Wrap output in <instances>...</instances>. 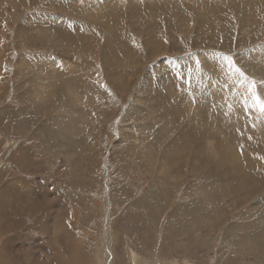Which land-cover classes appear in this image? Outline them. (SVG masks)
Segmentation results:
<instances>
[{
	"label": "rangeland",
	"instance_id": "374dc122",
	"mask_svg": "<svg viewBox=\"0 0 264 264\" xmlns=\"http://www.w3.org/2000/svg\"><path fill=\"white\" fill-rule=\"evenodd\" d=\"M69 1L0 0V123L6 118L16 134L27 121L37 136L28 144L19 138L26 145L21 153L9 144L10 158L18 161L1 158L0 142V178L4 164L15 187L11 194L26 195L10 198L11 205L25 206L26 218L9 219L6 240L0 233L3 264H61L62 258L63 264H264V223L251 222L258 211L246 216L260 194L241 188L248 181L264 192V112L253 99L255 92L264 100V55L257 57L261 65L242 67L250 51L264 52V8L252 9L259 22L246 26L244 0H209L224 12L207 14V23L193 10L178 22L160 3L150 17L143 0H112L114 14L104 0H72L82 9L73 11L57 5ZM176 1V7L189 2ZM93 6L99 7L95 14ZM62 23L80 26L66 25L65 33L78 38L84 29L89 38L73 48L38 39L40 27L53 32ZM118 33L125 34L121 40ZM88 43L94 55L80 46ZM129 44L141 52V65L125 58ZM151 50L163 55L153 58ZM116 56L123 66L115 65ZM177 78L180 85L167 93L163 85ZM151 89L177 102L176 121L139 101ZM225 139L254 165L247 160L242 171L220 166L222 153L213 156V147ZM178 145L181 157L166 155ZM165 157L168 176L158 168ZM32 161H41V168L25 173ZM41 192L55 197L44 201Z\"/></svg>",
	"mask_w": 264,
	"mask_h": 264
},
{
	"label": "bare ground",
	"instance_id": "6f19581e",
	"mask_svg": "<svg viewBox=\"0 0 264 264\" xmlns=\"http://www.w3.org/2000/svg\"><path fill=\"white\" fill-rule=\"evenodd\" d=\"M93 1V0H92ZM97 1V0H96ZM101 1V0H100ZM120 1V0H119ZM130 1V3H131V1H137V0H129ZM144 1V3L143 4H141L140 6H142V8L145 10V14H147L148 16H152V15H155L154 13H156L157 11H156V8H158V7H155V5H154V3H160V4H158V5H160L159 6V8H161L160 10H162V11H164V12H166L167 14V16L168 15H173V16H175V18L178 20V22H180V21H182V19H184L185 17L187 18V16L185 15V14H183V12H185V11H189V12H191V10H193L195 13H196V16L198 15V20H199V22H203V23H207V21H206V17H207V14H213L212 16H214V15H216V13H217V15H220L222 12H224V10L221 8H218V7H215L214 6V4H211V1H209V0H189V2L187 3V4H185L184 6H182V5H180V6H182V7H176V6H174L175 5V3H177V1L176 0H143ZM186 0H184L183 1V3L185 2ZM213 1V0H212ZM215 1V0H214ZM67 2V1H66ZM83 2V1H82ZM84 2H86V1H84ZM94 2V1H93ZM123 2V1H122ZM239 2V1H238ZM258 2H260V4H258L257 5V3ZM78 3V1L77 2H75L74 4H72V0L71 1H69V4H70V6H66L65 4H64V2H62V3H59V4H57V5H59V7L62 9L63 8V10H67V9H72V11L73 10H77L78 9V5H81V4H77ZM101 2H99V3H97V4H100ZM104 3L106 4V5H108V4H110V11H111V13L110 14H114V13H116V7H114V6H112L111 5V3H113V1L112 0H104ZM121 3V2H120ZM130 3H128V4H130ZM135 4H137L138 5V3L140 4V0L139 1H137V2H134ZM244 3H245V6L243 5V7H242V15H244V19L241 21L244 25H253L255 22V24H257V22H259L258 21V18H259V16L257 15V16H255L254 14H252V9H257V7L258 8H264V0H244ZM63 4V5H62ZM88 4V3H87ZM93 4H95V5H97L96 3H93ZM104 4V5H105ZM178 5V4H177ZM131 6V5H130ZM134 6V5H133ZM232 6V5H231ZM262 6V7H261ZM85 8V5H83L82 6V8ZM94 8H93V13L95 14L96 12L95 11H97V9L99 8L98 6L96 7V6H93ZM124 7V6H123ZM135 7H138V6H135ZM107 8V7H106ZM138 8H141V7H138ZM158 8V9H159ZM232 8H234V7H232ZM79 9H81V7L79 8ZM78 9V10H79ZM142 9V10H143ZM82 10V9H81ZM85 10V9H84ZM100 10V9H99ZM127 10V9H126ZM130 10V9H129ZM133 10V9H132ZM136 10V9H135ZM234 10V9H233ZM71 10H70V12H72ZM89 11V10H88ZM131 11V10H130ZM86 12V10L85 11H83V13H85ZM98 12V11H97ZM100 12V11H99ZM103 11H101L100 12V14L102 13ZM104 12H105V10H104ZM125 12V11H124ZM129 12V11H128ZM87 13V12H86ZM120 13V12H119ZM81 14V13H80ZM122 14V13H121ZM134 14V13H133ZM194 14V13H193ZM102 15V14H101ZM84 16H86V14H84ZM92 16H94V15H92ZM92 16H90L89 15V19H91V20H93V17ZM120 17V16H119ZM153 17H155V16H153ZM258 17V18H257ZM111 18V17H110ZM114 18V17H113ZM83 20H84V18H83ZM112 20V19H111ZM113 20H115V19H113ZM154 20V19H153ZM98 21H99V19H98ZM130 21H131V19H130ZM149 21V20H148ZM88 22V21H87ZM101 22V21H100ZM133 22V21H132ZM154 22V21H153ZM102 23V22H101ZM103 24H105V23H103ZM66 25H68L69 27H74L73 26V24H71V25H69V23L67 24V23H62V24H60L59 26L57 25V27H55V29H53V32L51 31V29H50V27H46V24L44 25V26H42V27H40L39 29H38V31H36V33H38V34H36L37 35V37H38V39L39 40H41V41H50V42H53L54 44H56L57 46L59 45L60 46V44H62L63 43V45L65 44V45H70V46H72L74 43H81V40L84 38V37H86V38H89V34H88V32L87 31H84V29H83V31L82 32H80V36L78 37V38H74L73 36H71L70 34V32L67 34V33H65L64 31H66V30H62L64 27H67ZM113 24L112 23H110L109 21H107L106 22V26H108V27H110V26H112ZM130 25V24H129ZM152 25V24H151ZM50 26V25H49ZM175 27V26H174ZM61 28V29H60ZM82 28V27H81ZM149 28H150V26H148V29L146 30V32H148V30H149ZM152 28V27H151ZM65 29V28H64ZM115 29V28H114ZM153 29V28H152ZM176 29V28H175ZM74 31H78V30H80V26L78 25V26H76V27H74V29H73ZM177 30V29H176ZM119 31V30H118ZM114 33V32H113ZM33 34V33H32ZM74 34H75V32H74ZM123 35H125V34H122L121 35V33H118L117 34V39L119 40H121V38H123ZM76 36V35H75ZM158 36V35H157ZM126 37V36H125ZM124 37V38H125ZM154 38V37H153ZM85 40V39H84ZM127 40V39H126ZM154 40V39H153ZM156 40V39H155ZM138 41H139V39H138ZM90 42V41H89ZM127 42V41H126ZM145 46L148 48V50H149V48L150 47H152V40H151V36H150V38H148L147 39V37H145ZM70 43V44H69ZM123 43V42H122ZM128 43V42H127ZM126 43V44H127ZM89 44V43H88ZM131 44V43H130ZM129 44V45H130ZM125 45V44H124ZM123 45V46H124ZM132 45V44H131ZM130 45V49H128L129 50V52L128 51H126L127 53L125 54V58H128L129 59V61H132L133 60V63H131V65L133 66L134 65V63L135 62H137V63H143V60L141 59V57H143V56H138L139 55V53H141V52H136L135 51V49H133V45L131 46ZM160 45V44H159ZM57 46H56V48H57ZM81 46V48L82 47H85V50L84 51H86V52H91V54H93L94 55V53L95 52H97V50H95V51H93V50H91L92 49V45L91 44H89L88 46H82V45H80ZM117 45H115V47H116ZM144 46V45H143ZM154 46V45H153ZM155 46H157V44L155 45ZM61 47V46H60ZM78 47V46H77ZM108 47V46H107ZM135 47V46H134ZM67 48V47H66ZM72 48H73V46H72ZM124 48V47H123ZM127 48V47H126ZM126 48H124V50L126 49ZM136 48V47H135ZM153 49H156V48H153ZM264 49V48H263ZM160 50V49H159ZM163 50V49H162ZM82 51H83V49H82ZM152 52H154L153 54L154 55H152V57L153 58H156V57H158V56H161V55H163V54H161V53H156V51L155 50H151ZM264 51V50H263ZM70 52V51H69ZM122 53V52H121ZM138 53V54H137ZM110 54V53H109ZM123 54H124V52H123ZM260 54H262V55H264V52H258V51H250V54H249V61H250V63H248V62H244L243 64V68H247V69H249V68H252L253 66H255V65H261L262 64V61L260 62V63H258L259 62V60L261 59H259V58H257V57H259L260 56ZM238 56H240V58H239V61H243L244 60V58L246 57L245 55H242V54H238ZM117 57V56H116ZM121 57V56H120ZM120 57H117L116 59H114V61L116 62V64L115 65H119L120 67L121 66H123V64L125 63L124 62V59H122V58H120ZM141 60H140V59ZM162 58V57H161ZM160 58V59H161ZM106 60V59H105ZM145 60V59H144ZM126 61V60H125ZM209 61V60H208ZM162 62V61H161ZM251 62H256V64H252ZM128 63V62H127ZM127 65V64H126ZM141 65V64H140ZM117 67V66H116ZM152 68V67H151ZM156 69V68H155ZM118 70V69H117ZM246 70V69H245ZM258 70H260V68L258 69ZM121 71V70H120ZM150 71V70H149ZM52 72V71H51ZM55 72V71H54ZM259 72V71H258ZM168 73V72H167ZM166 73V74H167ZM152 74V73H151ZM177 76V75H176ZM49 78V77H48ZM54 78V77H53ZM58 78V77H57ZM113 79V78H112ZM158 80V79H157ZM180 80V78L178 79H174V81H173V83H172V85L170 84V85H166V86H164L163 85V88H165V90L167 91V93L168 92H170V91H172V89H174V87H176V86H178V85H180V82L181 81H179ZM124 81V80H123ZM146 81V80H145ZM56 82V81H55ZM155 82V81H154ZM154 82H153V84H154ZM156 82H158V81H156ZM170 82H171V80H170ZM145 83H147V84H149V85H151V82H145ZM162 83V82H161ZM160 83V84H161ZM55 84V83H54ZM156 84V83H155ZM163 84V83H162ZM158 85H159V83H158ZM146 86V85H145ZM174 86V87H173ZM48 87V86H47ZM49 88V87H48ZM53 88V87H52ZM143 88V87H142ZM42 89H47V88H43L42 87ZM50 89V88H49ZM39 91V90H38ZM37 91V92H38ZM52 91V90H51ZM146 92H147V89L145 90ZM40 94H42L41 92H40ZM46 94H47V91H46ZM50 94V92L48 93V96H50L49 95ZM36 95V94H35ZM42 96H43V94H42ZM168 97H169V100L171 99L170 97L171 96H169L168 95ZM44 98V97H43ZM137 98H139L140 99V97H137ZM137 98H135L134 100H139V99H137ZM144 98V97H143ZM177 99V98H176ZM178 99H180L179 97H178ZM43 100V99H42ZM143 105H145V106H147V104L150 106V107H148V108H153L152 109V111H156V110H158V109H163V111H161V110H159V114H161V117L163 118V117H167V120H168V118L169 119H171V121L172 122H174V121H176L177 120V118L176 117H178V115H179V113H180V109L177 111V108H179V105L178 104H176V103H174V102H172L171 100L170 101H168V99H167V96L165 95V93L163 94L162 92H160V91H154V90H149V92H148V94H146V96H145V98L142 100V99H140L139 100ZM37 103V102H36ZM36 103H34V104H36ZM169 104V105H168ZM165 105H168V106H165ZM203 108V107H202ZM236 111V110H235ZM218 112V111H217ZM173 117H174V119H173ZM207 117V116H206ZM166 120V121H167ZM214 120H215V118H214ZM217 120V119H216ZM170 121V120H169ZM214 122V121H213ZM166 123V122H165ZM167 124H170V123H167ZM210 124V123H209ZM174 126V125H173ZM145 127H146V125H145ZM169 128L168 127V125H162V129L164 128ZM178 127H176L175 129H177ZM161 129V128H160ZM160 129H158V130H160ZM181 129V128H180ZM220 129V128H219ZM170 130V129H169ZM186 130V129H185ZM172 131V130H171ZM178 131V130H177ZM188 131H190V130H188ZM192 131V130H191ZM224 131V130H223ZM167 132V130L165 131V133ZM179 132V131H178ZM183 132V131H182ZM219 132V131H218ZM221 132V131H220ZM49 133V132H48ZM175 133V132H174ZM188 133V132H187ZM227 133V132H226ZM159 134V133H158ZM167 134V133H166ZM182 134H185L184 132L182 133ZM193 134H194V131H193ZM215 134V133H214ZM179 135V138H181V136L182 135H180V134H178ZM222 135H223V133H222ZM222 135H219V137H222ZM227 135H228V133H227ZM231 135H233V134H231ZM167 136V135H166ZM176 136H177V134H176ZM174 137V136H173ZM186 137V136H185ZM215 137V136H214ZM235 137V136H234ZM187 139H188V136L186 137ZM186 138H184V139H186ZM226 138H228L229 139V137H226ZM176 139H178L177 137H176ZM182 139V138H181ZM193 139V138H192ZM216 139V138H215ZM234 139V138H233ZM184 141V140H183ZM233 141V140H232ZM174 142V141H173ZM172 142V143H173ZM177 142V141H176ZM189 142V141H188ZM217 142V141H216ZM221 142V141H220ZM224 142H226V143H223L222 144V142L221 143H215V144H217V149L215 150L214 149V147H213V150H214V153H213V156H215V154H216V152H219V153H222V154H220V155H218L219 156V165L220 166H222V167H224L225 168V166H227L228 168H230V169H234L235 171H242L243 170V166H245V167H247V165L245 164V162L248 160L251 164H253L254 165V161H253V159L250 157L249 159L248 158H245V159H242V157H237V156H239V154H237L236 152H235V150L232 148L234 145H232V143H230V140L228 141V140H226L225 139V141ZM182 143V142H181ZM211 142H208V144H210ZM190 144V143H189ZM206 144V143H205ZM170 145V143H168V146ZM182 145V144H181ZM181 145H178V147H174L175 149L174 150H172V149H169V148H167V152L168 153H166V155H168L169 157H171V156H173V155H176V157L178 156V157H181V155H183V152H182V146ZM211 145V144H210ZM190 146V145H189ZM206 146H208V145H206ZM167 147V146H166ZM212 147V146H211ZM188 148V147H187ZM199 148V147H198ZM208 148L209 149H211L209 146H208ZM262 148V147H261ZM172 150V151H171ZM188 150V149H187ZM189 150H191V147H190V149ZM203 150H204V148H203ZM205 150H207V149H205ZM149 151V150H148ZM207 152V151H206ZM209 152V151H208ZM245 153H249L248 151H244ZM188 153V152H187ZM209 154H211V153H209ZM218 154V153H217ZM212 155V154H211ZM152 156V155H151ZM200 156V155H199ZM169 157H165V160H163L161 163H160V167H158V168H160V170L162 171V172H164L166 175H167V173H168V169L171 167V161H170V163L169 162H167V159L169 158ZM197 158V159H196ZM215 158H217V157H215ZM199 157L198 156H195V160L196 161H198L199 162ZM204 159H207V158H204ZM218 159V158H217ZM204 161V160H203ZM213 161V160H212ZM242 162V163H241ZM192 163H193V161H192ZM201 163V162H200ZM209 166V165H208ZM205 167H207V166H205ZM218 168V167H217ZM214 169V168H213ZM207 170V169H206ZM217 171V170H216ZM221 171V170H220ZM210 172H211V170H210ZM214 172V171H213ZM163 173V174H164ZM221 173V172H220ZM213 174V173H212ZM227 174V173H226ZM168 176V175H167ZM221 176V175H220ZM218 177V176H217ZM249 180H250V178H248ZM211 180V179H210ZM264 180V179H263ZM252 184V185H251ZM260 184V183H259ZM261 185V184H260ZM242 189H243V193H248L249 192V195H253V193H254V196H255V194H257V193H259L260 195H257L258 197H259V199L254 203L255 205H254V207H253V203H251V205L249 204V207L247 206L246 208H247V212H246V216L247 217H250V219L252 218V215H253V213L255 212V211H258V216H257V219H255V221L252 219V221L251 222H254L255 223V225H257V222H262V223H264V194H262V193H264V192H261V190L259 189V187L256 185V183H248V181H244L243 182V185H242V187H241ZM259 189V190H258ZM194 191V190H193ZM219 191V190H218ZM235 191L237 192V191H240L241 192V190H238V189H236L235 188ZM196 192V191H195ZM205 193V192H204ZM200 194V193H199ZM202 194V193H201ZM200 194V195H201ZM247 195V194H246ZM246 195H244L243 194V196L244 197H246ZM240 197H241V194H240ZM239 197V198H240ZM243 197V198H244ZM251 197V196H250ZM238 198V199H239ZM254 198V197H253ZM248 199V198H247ZM247 201H249V200H247ZM255 210V211H254ZM254 216V215H253ZM244 217V216H243ZM255 217V216H254ZM253 217V218H254ZM244 218H246V217H244ZM244 218H242V219H244ZM248 219V218H247ZM246 219V220H247ZM259 219H262V220H259ZM245 220V219H244ZM249 221V220H248ZM242 223V222H241ZM244 223V222H243ZM52 227H53V225H52ZM228 228V227H227ZM247 233V231L245 230V231H243L242 233ZM246 235V234H245ZM244 235V236H245ZM242 237V236H241ZM241 240V243H243V244H245V242H244V238L243 239H240ZM250 241V240H249ZM240 243V244H241ZM250 244V243H249ZM253 244V243H252ZM245 245H248V242H246V244ZM250 246V245H249ZM252 248H253V245H252ZM260 251H261V254H263V256H264V249H262V248H260L259 249ZM75 255V254H74ZM3 257H5V256H1L0 257V264H3ZM76 257V256H75ZM223 257V256H222ZM59 259V258H58ZM63 259V258H62ZM61 259V260H62ZM5 260V259H4ZM59 261V262H61V264H63V261H65V260H63V261ZM60 264V263H59Z\"/></svg>",
	"mask_w": 264,
	"mask_h": 264
},
{
	"label": "crops",
	"instance_id": "0c3cea01",
	"mask_svg": "<svg viewBox=\"0 0 264 264\" xmlns=\"http://www.w3.org/2000/svg\"><path fill=\"white\" fill-rule=\"evenodd\" d=\"M31 119H33V118H31ZM6 120L7 119L4 118V120H2L0 123V142H1V150H3V152L1 153V158L3 159V157L5 156V157H7V159L9 158L8 161L10 159L14 160V161H18V159H15L17 157L10 158L13 155L11 156V152H9V144L10 143L13 144L12 150L17 149L18 153H21L22 149L25 150V148H26L25 144L29 143V141L27 139L28 138H35L37 136L33 135L32 126L28 125L27 121H25L23 123L24 130L21 133L15 134L13 132H10V130L7 129L8 120L7 121ZM25 128L27 129L26 131H25ZM19 138L24 139V141L26 140V143L24 145L22 144V142L20 143ZM16 139L18 140L17 144L14 143V141ZM49 139H50V137H49ZM44 142H45V140L42 139L41 143L44 144ZM29 147H31V146H29ZM4 152H5V154H4ZM28 156L32 157L31 153L29 154V151H28ZM2 162H5V161H2ZM2 165L3 166H1V178H0V183L2 185V188L0 191V227H4V229L0 230L1 231L0 233L3 234V239L6 240L5 235L9 232V227L11 225V222L9 219H11V217L12 218H15V217H25L26 218L25 206L24 205L23 206H17L14 204L11 205L10 198L11 197L17 198L20 196V194L22 196H26V195H23L22 193H20L21 192L20 190H19V192H13L11 194V190L15 187L14 186L9 187L8 183L11 181V179L9 177V170L6 169V166L4 164H2ZM41 166H42L41 161H34V162L32 161L30 163L25 164L24 169H26V171L24 170V172L29 173V174L35 173L34 171L40 169ZM39 172H42V171H39ZM11 177H14V176L11 175ZM15 191H17V190H15ZM40 195L44 201H46L47 199H50V198L54 199V197H55L54 193H48V196H47L46 193L43 194L41 192ZM42 210H43L42 212H45L47 209L45 207H42ZM47 211H49V209ZM19 227L20 226L15 227V228L19 229ZM10 242L11 241H9V246H10Z\"/></svg>",
	"mask_w": 264,
	"mask_h": 264
},
{
	"label": "snow or ice",
	"instance_id": "6c2138e0",
	"mask_svg": "<svg viewBox=\"0 0 264 264\" xmlns=\"http://www.w3.org/2000/svg\"><path fill=\"white\" fill-rule=\"evenodd\" d=\"M236 71H239V69H236ZM253 99L255 105L259 108L261 112H264V100H261L259 96L256 95L255 92H253Z\"/></svg>",
	"mask_w": 264,
	"mask_h": 264
}]
</instances>
